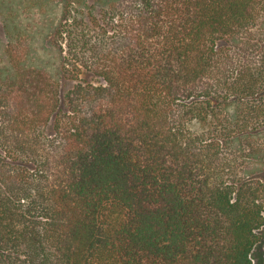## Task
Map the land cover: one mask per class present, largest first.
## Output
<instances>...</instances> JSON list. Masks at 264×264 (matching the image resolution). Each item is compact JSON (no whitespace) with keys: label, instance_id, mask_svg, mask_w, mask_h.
<instances>
[{"label":"trees","instance_id":"1","mask_svg":"<svg viewBox=\"0 0 264 264\" xmlns=\"http://www.w3.org/2000/svg\"><path fill=\"white\" fill-rule=\"evenodd\" d=\"M83 1L10 36L0 264H264V0Z\"/></svg>","mask_w":264,"mask_h":264},{"label":"rangeland","instance_id":"2","mask_svg":"<svg viewBox=\"0 0 264 264\" xmlns=\"http://www.w3.org/2000/svg\"><path fill=\"white\" fill-rule=\"evenodd\" d=\"M105 5L103 0L83 1L85 11L88 12L92 7V9H95L96 14ZM61 8L62 0H0V68L8 63L7 47L11 33H14L17 27L20 26V22H22L24 27L35 34L34 46L37 53L42 56L40 60L46 62L45 66L57 76L59 63L57 51L48 36L59 20ZM60 79L61 92L64 93L73 85V82L67 81L63 77H60ZM81 79L94 84L103 82L101 78L89 72H83ZM262 251H264V244L255 249V258Z\"/></svg>","mask_w":264,"mask_h":264}]
</instances>
